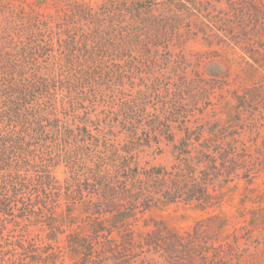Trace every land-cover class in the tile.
<instances>
[{
    "label": "rangeland",
    "instance_id": "374dc122",
    "mask_svg": "<svg viewBox=\"0 0 264 264\" xmlns=\"http://www.w3.org/2000/svg\"><path fill=\"white\" fill-rule=\"evenodd\" d=\"M127 142L211 201L105 200ZM0 264H264V0H0Z\"/></svg>",
    "mask_w": 264,
    "mask_h": 264
},
{
    "label": "trees",
    "instance_id": "16d2710c",
    "mask_svg": "<svg viewBox=\"0 0 264 264\" xmlns=\"http://www.w3.org/2000/svg\"><path fill=\"white\" fill-rule=\"evenodd\" d=\"M212 140L210 137L200 142L199 137H197V141L200 142L197 151L201 157L210 158L215 163L213 155L209 152ZM183 143L186 144L187 140H184ZM133 147V143L127 142L122 146L124 154H120L118 150H115L113 156L120 160L118 165L115 164V174L113 176L103 175L99 178V187L103 186L101 192L104 191L102 196L105 200L110 196H116L119 200H124V207L126 206L130 210H136L140 207L149 210L161 202L171 204L180 198L186 203L198 201L207 204L211 201L212 196L204 186L205 182L208 183V173L204 174L203 183L197 184L194 176L195 167L188 161H186L185 168L178 173L177 166L173 167L174 171L169 172L158 169L143 171L134 169L131 167L128 158L133 151ZM214 151L217 153L218 148H214ZM182 152L184 151L182 150ZM221 158H224V154H221ZM217 175L219 174H215V178H217ZM211 182L213 183V180Z\"/></svg>",
    "mask_w": 264,
    "mask_h": 264
}]
</instances>
